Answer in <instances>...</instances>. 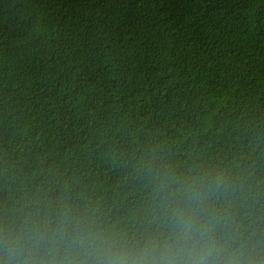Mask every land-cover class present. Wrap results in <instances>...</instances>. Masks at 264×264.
Returning a JSON list of instances; mask_svg holds the SVG:
<instances>
[{
  "label": "trees",
  "instance_id": "1",
  "mask_svg": "<svg viewBox=\"0 0 264 264\" xmlns=\"http://www.w3.org/2000/svg\"><path fill=\"white\" fill-rule=\"evenodd\" d=\"M181 220L264 264V0H0V264Z\"/></svg>",
  "mask_w": 264,
  "mask_h": 264
},
{
  "label": "clouds",
  "instance_id": "2",
  "mask_svg": "<svg viewBox=\"0 0 264 264\" xmlns=\"http://www.w3.org/2000/svg\"><path fill=\"white\" fill-rule=\"evenodd\" d=\"M91 248L81 264H222V250L207 230L180 221L163 245L127 237L81 241Z\"/></svg>",
  "mask_w": 264,
  "mask_h": 264
}]
</instances>
